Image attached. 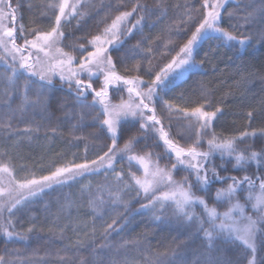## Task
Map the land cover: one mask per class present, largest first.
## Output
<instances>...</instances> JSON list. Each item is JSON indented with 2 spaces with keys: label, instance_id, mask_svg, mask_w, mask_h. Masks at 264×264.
I'll return each mask as SVG.
<instances>
[{
  "label": "snow or ice",
  "instance_id": "obj_1",
  "mask_svg": "<svg viewBox=\"0 0 264 264\" xmlns=\"http://www.w3.org/2000/svg\"><path fill=\"white\" fill-rule=\"evenodd\" d=\"M99 4L106 9L103 15L94 0H28L26 25L22 0H0V141L30 139L43 122L51 124L54 107L66 112V98L73 107L90 110V127L99 126L106 140L93 157L85 145L83 156L61 158L39 175L18 168L15 156L0 150L4 242L26 241L37 228L34 219L27 227L23 221L41 194L100 174L114 180L89 193L93 234L99 223L103 237L119 235L134 201L137 215H150L157 226L178 222L187 229L186 239L200 242L195 250L178 243L141 264H264V146L253 147L258 132L264 141V127L251 128L249 110V127L238 135L217 132L213 122L223 108L211 104L207 95L201 102L186 101L181 94L182 103L169 96L186 73L200 69L195 56L204 44L238 49L264 44V6L255 16L245 12L242 22L230 23V31L223 26V13L233 16L225 7L229 0L174 6L157 0L155 8L144 0ZM88 19H97L94 33L66 36L69 26L80 29ZM156 29L155 36H145ZM156 52L165 62L153 65ZM233 160L236 168L251 163L257 168L252 175L222 174ZM51 230L63 238L66 230L86 229L74 227L69 216L66 223L53 222ZM128 243L139 250V241ZM6 257L7 252L0 254V264H16L19 254ZM108 264L134 261L109 256Z\"/></svg>",
  "mask_w": 264,
  "mask_h": 264
},
{
  "label": "trees",
  "instance_id": "obj_2",
  "mask_svg": "<svg viewBox=\"0 0 264 264\" xmlns=\"http://www.w3.org/2000/svg\"><path fill=\"white\" fill-rule=\"evenodd\" d=\"M22 2L25 6L21 11L24 23L27 25L31 13L26 10L28 0H22ZM94 2L97 3L100 15H103L106 9L100 7L99 0ZM104 2L106 4L107 0ZM128 2L130 4L132 0ZM144 2L150 8H155L157 4V0H144ZM194 2L195 0H164L166 5L172 6ZM262 6H264L262 0H229V4L225 7L233 13V16L230 18L227 13H223V26L231 31L230 23L242 22L241 18L245 12L253 13L255 16ZM172 10L170 9V15ZM97 19L83 21L80 29L69 26L66 29V36L79 38L85 34L94 33ZM158 32L159 29L151 33L145 31V36H155ZM68 42L70 43L71 40ZM153 47L156 46L153 45ZM205 53L208 55L205 56ZM195 59L200 69L194 73H186L177 82L181 87L169 94L171 99L182 103L179 97L183 94L186 101L202 102V97L207 95L211 104L223 108V114L217 116L218 123L213 122L217 132L238 135L240 130L249 127L245 118L249 110H253L251 128L264 127V117L261 114V108L264 107V81L261 79V75H264L261 72L264 69V44L257 41L250 48H217L216 42L210 41L203 45ZM165 60L166 57L156 52L152 63L156 65ZM250 71L256 75L250 77ZM0 74H3L2 66H0ZM19 103L20 100L17 99L16 104ZM65 108L66 112L54 107L50 114L51 124L43 122L41 130L30 139L27 137L16 140L6 138L0 141V150L13 154L18 168L23 166L35 170L38 175L47 174L49 168L61 158H72L73 154L77 157L83 156L85 145L88 147L87 155L93 157L96 151L106 143L104 133L100 131L99 126L90 127L93 120L88 115L89 109L73 107L71 98H66ZM81 112L85 113L83 120H80ZM27 115L31 117L32 113L29 112ZM36 119L39 121L40 118L36 117ZM53 128L56 130L52 131ZM262 146L264 141L258 132L253 147L259 150ZM234 163L233 160L232 163L227 164L228 171L222 174L252 175L257 168L255 163H251L239 169L234 167ZM79 179L81 181L79 183L70 182L68 185L58 186L41 194L36 203L31 204L24 213L23 221V226L27 227L34 219L37 228L33 233L28 234L29 238L26 241L16 243H5L0 235V254L7 252L8 257H11L14 253H18L19 259L16 260V264H108L109 256L119 259L128 258L134 261V264H141L150 254L167 252L169 247H175L181 242L189 245L190 250L201 247L199 240L185 238L187 229L180 223L173 222L157 226V222H154L150 215H137L139 205L134 201L128 213L129 222L119 235L112 233L107 238L103 237L99 223L93 234L90 227L91 209L88 207L89 193L98 185L112 182L114 177L93 174ZM243 202L241 199V203ZM197 211L199 212L200 209L198 208ZM69 216L74 222V227L86 230H66L63 238L55 230L50 231L53 222L66 223ZM133 240L139 241V250L137 245L128 243ZM78 241L82 243L78 245ZM122 243L126 246L122 247ZM177 251L180 249L178 248Z\"/></svg>",
  "mask_w": 264,
  "mask_h": 264
},
{
  "label": "rangeland",
  "instance_id": "obj_3",
  "mask_svg": "<svg viewBox=\"0 0 264 264\" xmlns=\"http://www.w3.org/2000/svg\"><path fill=\"white\" fill-rule=\"evenodd\" d=\"M221 210H223V209H221ZM246 211L250 212V211H251V209H250V208H249V209H246Z\"/></svg>",
  "mask_w": 264,
  "mask_h": 264
}]
</instances>
